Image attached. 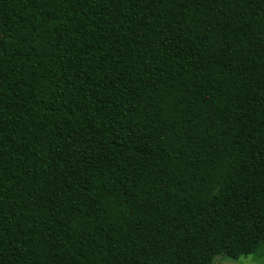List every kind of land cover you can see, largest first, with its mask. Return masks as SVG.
Wrapping results in <instances>:
<instances>
[{"label": "trees", "instance_id": "trees-1", "mask_svg": "<svg viewBox=\"0 0 264 264\" xmlns=\"http://www.w3.org/2000/svg\"><path fill=\"white\" fill-rule=\"evenodd\" d=\"M251 255L264 0H0V264Z\"/></svg>", "mask_w": 264, "mask_h": 264}, {"label": "rangeland", "instance_id": "rangeland-1", "mask_svg": "<svg viewBox=\"0 0 264 264\" xmlns=\"http://www.w3.org/2000/svg\"><path fill=\"white\" fill-rule=\"evenodd\" d=\"M224 255H220L218 257H222ZM215 264H264V259H257L254 255L243 257L240 260L233 261L231 259H227L225 261L216 260Z\"/></svg>", "mask_w": 264, "mask_h": 264}]
</instances>
